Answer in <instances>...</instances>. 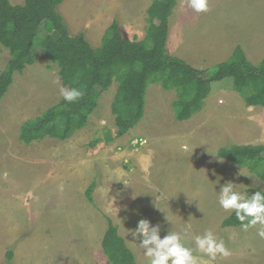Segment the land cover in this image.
<instances>
[{
	"label": "rangeland",
	"instance_id": "obj_1",
	"mask_svg": "<svg viewBox=\"0 0 264 264\" xmlns=\"http://www.w3.org/2000/svg\"><path fill=\"white\" fill-rule=\"evenodd\" d=\"M153 1L65 0L59 8L71 33L85 32L99 48L114 21L131 40H143ZM11 2L23 5L25 0ZM47 34L58 37L42 29L35 64L15 76L0 102V264H111L102 247L109 219L137 264H146L143 250L126 232L140 219L159 224L162 237L168 231L186 234L191 247L195 235L211 229L231 251L211 264H264V240L255 229L224 227L231 214L219 207L216 192L229 180L249 195L264 188L249 169L218 156L234 145H264V108L248 107L229 78L212 84L200 113L179 122L176 92L155 84L147 92L144 119L107 143L106 134L115 137L117 131L116 82L101 94L88 126L67 141L46 138L25 145L23 125L63 99L58 67L40 46ZM237 46L253 64L264 60V0H208L205 13L178 0L170 18L171 55L213 70ZM215 49L223 50L215 56L220 61H204ZM10 60L0 44V74ZM97 139L100 143L92 147ZM136 141L141 144L134 146ZM93 183L91 202L87 192ZM194 255L199 264H208V257Z\"/></svg>",
	"mask_w": 264,
	"mask_h": 264
},
{
	"label": "trees",
	"instance_id": "obj_2",
	"mask_svg": "<svg viewBox=\"0 0 264 264\" xmlns=\"http://www.w3.org/2000/svg\"><path fill=\"white\" fill-rule=\"evenodd\" d=\"M65 0H25L15 5L11 0H0V44L9 50L11 60L0 74V102L13 85L15 76L23 74L36 62L35 47L42 29L56 32L47 34L40 43L46 58L58 67L65 88H80L84 96L75 103L64 99L49 108L40 117L26 122L21 128L20 140L25 145L46 138L67 141L88 126L99 107L103 92L117 82L112 104L116 117L115 137L109 132L111 143L127 135L145 117L147 92L151 85L160 84L167 91H175L177 121L186 122L200 113L212 92V84L225 79L234 80V90L248 107L264 108V60L250 62L238 46L226 62L212 69H198L187 61L170 54L167 49L170 18L178 0H154L149 7L146 36L131 40L122 31L118 21L107 29L101 46L94 48L85 32L72 34L60 11ZM100 139L92 143L95 147ZM218 156L231 164L249 169L264 182V145H234L221 149ZM87 196L93 202L92 193ZM102 247L111 264H137L134 252L119 234L111 219ZM224 227H239L232 213ZM12 252L8 259L12 260Z\"/></svg>",
	"mask_w": 264,
	"mask_h": 264
},
{
	"label": "clouds",
	"instance_id": "obj_3",
	"mask_svg": "<svg viewBox=\"0 0 264 264\" xmlns=\"http://www.w3.org/2000/svg\"><path fill=\"white\" fill-rule=\"evenodd\" d=\"M186 3L196 13L208 11V0H186ZM59 93L70 104L84 96L80 88L62 87ZM239 175H243L241 171ZM216 183L220 184V179ZM238 185L231 180L220 185L219 191H216L218 205L224 212L234 213L241 231L255 229L256 235L264 240V188L249 195L239 190ZM161 231L159 224L140 219L134 229L126 232V237L130 235L132 243L143 250L146 264H199V257L194 252L208 257V264L218 256L226 258L231 255L224 240L218 239L211 229L193 237L194 247L186 244V234L168 231L162 237Z\"/></svg>",
	"mask_w": 264,
	"mask_h": 264
},
{
	"label": "crops",
	"instance_id": "obj_4",
	"mask_svg": "<svg viewBox=\"0 0 264 264\" xmlns=\"http://www.w3.org/2000/svg\"><path fill=\"white\" fill-rule=\"evenodd\" d=\"M238 47V46H237ZM236 47V48H237ZM240 47H242V46H240ZM235 48V49H236ZM243 48V47H242ZM235 49H234V51H235ZM244 49V48H243ZM217 50V51H216ZM227 50H229V49H227ZM221 51H223L222 49H215V50H212L211 52H212V54H207L208 56L207 57H205L204 58V61H207L208 63H212V62H214V61H220V58H215V56H218V54L221 52ZM233 51V52H234ZM245 51V50H244ZM228 52V51H227ZM233 54V53H232ZM232 54L229 56V58L232 56ZM226 55V54H225ZM179 58V57H178ZM181 59V58H180ZM216 59V60H215ZM183 60H185V61H187L190 65H192L193 67H195V68H197V66H195L194 64H193V62H191V60L190 61H188V60H186V59H183ZM229 60V59H228ZM223 62H226V61H223ZM223 62H221V63H223ZM221 63H219V64H221ZM218 65V64H217Z\"/></svg>",
	"mask_w": 264,
	"mask_h": 264
},
{
	"label": "built area",
	"instance_id": "obj_5",
	"mask_svg": "<svg viewBox=\"0 0 264 264\" xmlns=\"http://www.w3.org/2000/svg\"><path fill=\"white\" fill-rule=\"evenodd\" d=\"M138 144H141L139 141H136L135 143H134V146H136V145H138Z\"/></svg>",
	"mask_w": 264,
	"mask_h": 264
}]
</instances>
